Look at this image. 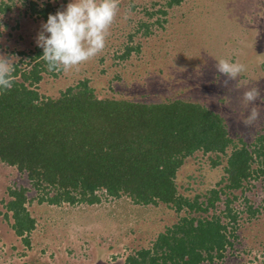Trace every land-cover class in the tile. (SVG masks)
I'll return each mask as SVG.
<instances>
[{"label":"trees","instance_id":"obj_1","mask_svg":"<svg viewBox=\"0 0 264 264\" xmlns=\"http://www.w3.org/2000/svg\"><path fill=\"white\" fill-rule=\"evenodd\" d=\"M183 1L166 0L158 12L167 14ZM31 9L45 21L55 12L49 3L32 2ZM141 26L149 32L148 23ZM132 49L126 46L122 56ZM42 51L37 46L30 53L19 51L27 55L22 61L26 67L15 64L12 89L0 91V163L26 175L38 192L29 196L28 186H8L4 215L13 219L17 236L30 244L37 218L28 204L36 197L39 203L59 206L113 202L111 209L125 210L126 220L136 207L164 204L178 220L165 225L150 246L134 249L124 264L222 259L239 237L244 209L237 211L235 202L242 197L249 221L264 210V187L258 205L247 194L253 180L264 178V133L251 143L236 141L226 118L200 102L170 96L157 102L113 97L96 90L88 78L58 96L41 93L45 74L58 73L47 70ZM200 152L209 154L214 165L225 156L224 173L217 186L190 196L189 186L178 182V172ZM222 200L225 208L219 209Z\"/></svg>","mask_w":264,"mask_h":264},{"label":"rangeland","instance_id":"obj_2","mask_svg":"<svg viewBox=\"0 0 264 264\" xmlns=\"http://www.w3.org/2000/svg\"><path fill=\"white\" fill-rule=\"evenodd\" d=\"M202 1L184 0L163 14L158 9L166 7V0H120L104 50L70 72L45 74L39 91L58 96L88 78L96 90L113 97L153 102L168 96L184 98L222 114L236 141H255L264 133V0ZM32 2L39 6L49 3L56 12L69 0H0L5 9H0V53L12 55L22 67L28 58L18 52L35 50L34 38L45 21L32 12ZM141 22L149 24V32ZM126 46L133 49L125 57ZM215 57L238 60L246 65V72L225 85L227 77L218 72ZM251 87L259 88L260 96L245 107L243 93ZM252 107L260 110V119L248 127L243 120ZM208 156L200 152L196 158L189 157L178 172V182L189 186L190 196L217 186L223 176L225 156L216 165ZM211 156L217 159L215 152ZM252 183L247 194L258 205L264 178ZM10 185L28 186L29 196L38 193L26 175L0 163V264H124L134 249L150 246L165 225L178 220L164 204L141 206L143 210L136 207L126 220L125 210L111 209L113 202L59 206L39 203L36 197L28 207L37 218V228L26 244L13 230V219L4 215ZM224 204L222 200L219 209ZM235 206L239 212L246 209L242 197ZM244 210L233 246L222 259L202 264H264V210L250 221Z\"/></svg>","mask_w":264,"mask_h":264},{"label":"clouds","instance_id":"obj_3","mask_svg":"<svg viewBox=\"0 0 264 264\" xmlns=\"http://www.w3.org/2000/svg\"><path fill=\"white\" fill-rule=\"evenodd\" d=\"M120 0H69L49 13L42 21L35 36L36 46L41 48L40 56L49 72H70L97 57L106 46V39L119 12ZM12 55L0 53V91L12 89L15 61ZM216 68L228 80H236L246 72V65L238 60L215 57ZM260 90L251 87L243 93V103L247 107L257 100ZM260 119V110L252 107L243 120L251 127Z\"/></svg>","mask_w":264,"mask_h":264}]
</instances>
